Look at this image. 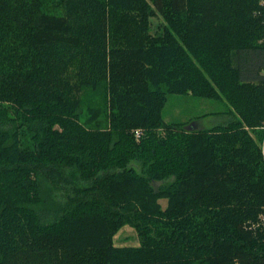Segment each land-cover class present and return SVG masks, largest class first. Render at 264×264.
<instances>
[{"label":"trees","instance_id":"16d2710c","mask_svg":"<svg viewBox=\"0 0 264 264\" xmlns=\"http://www.w3.org/2000/svg\"><path fill=\"white\" fill-rule=\"evenodd\" d=\"M262 141V0H0V264H264Z\"/></svg>","mask_w":264,"mask_h":264},{"label":"rangeland","instance_id":"374dc122","mask_svg":"<svg viewBox=\"0 0 264 264\" xmlns=\"http://www.w3.org/2000/svg\"><path fill=\"white\" fill-rule=\"evenodd\" d=\"M150 22V31L153 33L157 28H159V25H162L163 18L160 15L153 16L150 18ZM96 105V107L99 108V117H103L106 106L105 101L103 100L101 103ZM227 113L228 104L224 100L200 98L193 96L190 93H168L162 110V116L167 122L190 120L185 125L187 128L195 119H198L195 121L197 126H199L198 128H206L214 124H221L224 119L223 116ZM259 145L261 153L264 156V142H260ZM158 185L159 182L154 183L155 187ZM159 203L161 207L164 208L167 204V199L160 198ZM113 241L116 245H137L139 243V238L135 228L126 224L116 232L113 236Z\"/></svg>","mask_w":264,"mask_h":264},{"label":"crops","instance_id":"0c3cea01","mask_svg":"<svg viewBox=\"0 0 264 264\" xmlns=\"http://www.w3.org/2000/svg\"><path fill=\"white\" fill-rule=\"evenodd\" d=\"M198 120V119H195L192 123H190V127L192 128H198L199 126H197V124L195 123V121ZM200 120V119H199ZM201 121V120H200Z\"/></svg>","mask_w":264,"mask_h":264},{"label":"built area","instance_id":"2783aa9c","mask_svg":"<svg viewBox=\"0 0 264 264\" xmlns=\"http://www.w3.org/2000/svg\"><path fill=\"white\" fill-rule=\"evenodd\" d=\"M262 3L264 4V0H262ZM136 134H137V131H136ZM262 142H264V141H262Z\"/></svg>","mask_w":264,"mask_h":264},{"label":"water","instance_id":"95a60500","mask_svg":"<svg viewBox=\"0 0 264 264\" xmlns=\"http://www.w3.org/2000/svg\"><path fill=\"white\" fill-rule=\"evenodd\" d=\"M188 128L190 129V128H192V127L189 126Z\"/></svg>","mask_w":264,"mask_h":264}]
</instances>
